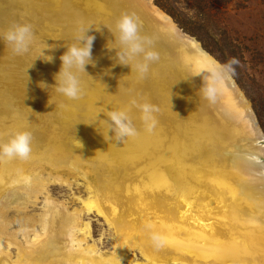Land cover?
I'll use <instances>...</instances> for the list:
<instances>
[{
    "label": "bare ground",
    "instance_id": "6f19581e",
    "mask_svg": "<svg viewBox=\"0 0 264 264\" xmlns=\"http://www.w3.org/2000/svg\"><path fill=\"white\" fill-rule=\"evenodd\" d=\"M124 13L134 14L160 56L145 79L112 67L115 52L105 47L113 39L107 28ZM20 21L33 25L37 39L25 56L0 42V143L17 131L32 132L33 141L27 159H0V264H264V137L229 74L218 82L216 103L203 98L204 77L222 65L199 41L153 0H0V31ZM89 24L99 28L89 32L97 66L86 71L106 89L82 73L77 100L42 89L41 82L55 83L61 45ZM44 42L50 63L37 58ZM106 68L110 75H102ZM133 101L158 106L153 132L144 131ZM105 110H128L139 135L110 140L96 118ZM78 177L91 192L88 205L113 230L109 255L77 240L85 209L68 213L49 195L38 219L20 220L8 235L10 209ZM4 246L17 247L18 257Z\"/></svg>",
    "mask_w": 264,
    "mask_h": 264
},
{
    "label": "rangeland",
    "instance_id": "374dc122",
    "mask_svg": "<svg viewBox=\"0 0 264 264\" xmlns=\"http://www.w3.org/2000/svg\"><path fill=\"white\" fill-rule=\"evenodd\" d=\"M153 2L182 32L199 41L203 49L219 64L225 65L232 58L239 61L234 66V74L230 75L249 102L264 137V0H153ZM46 173L44 172V177H47ZM70 180L68 185L50 183L45 192L40 193L37 198L31 197L26 206L10 209L8 235L21 228L20 220L28 217L38 219L45 210L49 195L58 205H64L68 213L84 208L82 215L84 225L77 234V240L85 238V243L82 242L83 247L94 245L95 254L109 255L113 250L112 228L88 205L91 201V192L87 183L79 177ZM39 229V225H36L38 232ZM32 237L33 235L30 236ZM18 238L20 241L21 235H18ZM3 250H8L12 260L18 257L17 247L4 246ZM136 257L140 258L139 255Z\"/></svg>",
    "mask_w": 264,
    "mask_h": 264
},
{
    "label": "clouds",
    "instance_id": "9594fccd",
    "mask_svg": "<svg viewBox=\"0 0 264 264\" xmlns=\"http://www.w3.org/2000/svg\"><path fill=\"white\" fill-rule=\"evenodd\" d=\"M92 29L99 31V28L97 29L91 24L80 26L73 37V42L61 45L66 51L59 57L61 66L59 71L54 75L55 83L47 85L41 82L39 85L45 86L42 89L51 86L63 97L69 100H77L83 95L81 73L91 77L93 80L98 79L103 84L100 76L94 78L86 71V66H97V61L94 60L92 54L95 36L89 34ZM107 29L113 37L109 41H112L114 46H109L108 41L105 47L108 51L115 52V56L110 57V59H114L112 67L116 64L127 66L130 68V71L136 73L139 79L147 78L151 66L159 61L160 56L153 49V41L141 34L140 25L134 14H122L115 21L114 28ZM36 39L33 25L28 22H15L6 31H0V42L17 56L29 55L36 44ZM44 44L45 47L41 48V53L42 57L45 58H37L50 63L54 57L45 55L44 50L52 47H48V44L45 42ZM238 63V60L232 58L227 64L214 67L210 73H207L204 77V85L199 89L206 101L210 104L216 103L219 94L218 82L224 76L234 74V66ZM102 75H110V69H103ZM103 85L106 89V85ZM132 103L139 110V119L142 122L144 131L147 133L153 132L157 124L155 114L159 112L158 106L148 102L137 103L133 101ZM101 113H103L106 119H99V114ZM96 118L103 121L106 126L107 137L115 143H121L126 138H134L139 135V130L133 123L128 110H105V112L97 113ZM32 141L33 134L30 131L12 133L7 142L0 143V159H27L32 152ZM150 239L157 247L162 243L161 237L155 233L151 235Z\"/></svg>",
    "mask_w": 264,
    "mask_h": 264
},
{
    "label": "water",
    "instance_id": "95a60500",
    "mask_svg": "<svg viewBox=\"0 0 264 264\" xmlns=\"http://www.w3.org/2000/svg\"><path fill=\"white\" fill-rule=\"evenodd\" d=\"M171 19V18H170ZM176 28H178L177 26H176ZM179 29V28H178ZM180 30V29H179ZM181 31V30H180ZM182 34H184V35H187V34H185L184 32H182ZM188 36V35H187ZM204 50V49H203ZM205 51V50H204ZM230 75V74H229ZM231 76V75H230ZM232 78V77H231ZM233 79V78H232ZM234 81V80H233ZM235 83V82H234Z\"/></svg>",
    "mask_w": 264,
    "mask_h": 264
},
{
    "label": "trees",
    "instance_id": "16d2710c",
    "mask_svg": "<svg viewBox=\"0 0 264 264\" xmlns=\"http://www.w3.org/2000/svg\"><path fill=\"white\" fill-rule=\"evenodd\" d=\"M205 46V45H204ZM206 47V46H205Z\"/></svg>",
    "mask_w": 264,
    "mask_h": 264
}]
</instances>
